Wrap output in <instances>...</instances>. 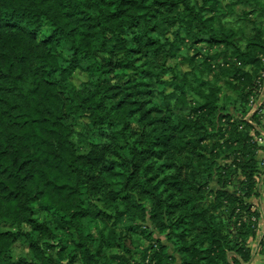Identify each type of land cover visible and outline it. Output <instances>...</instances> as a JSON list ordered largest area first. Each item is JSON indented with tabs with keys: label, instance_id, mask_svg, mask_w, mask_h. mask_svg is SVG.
<instances>
[{
	"label": "trees",
	"instance_id": "1",
	"mask_svg": "<svg viewBox=\"0 0 264 264\" xmlns=\"http://www.w3.org/2000/svg\"><path fill=\"white\" fill-rule=\"evenodd\" d=\"M249 14L264 20V0H0V222L27 226L32 252L14 259L0 231V264H264ZM199 44L217 53L184 54ZM178 56L215 79L160 61Z\"/></svg>",
	"mask_w": 264,
	"mask_h": 264
},
{
	"label": "rangeland",
	"instance_id": "2",
	"mask_svg": "<svg viewBox=\"0 0 264 264\" xmlns=\"http://www.w3.org/2000/svg\"><path fill=\"white\" fill-rule=\"evenodd\" d=\"M246 8H242V7H240L239 5L238 6H236L235 7V9H236V11L238 12V13H240L241 15H242V11L243 10H248L250 7L249 6H245ZM244 20H242L241 21V23H240V25H241V28L243 27V32H244V34L246 35V36H252V35H254L255 33H254V27L256 26V25H259V26H261V29H264V20H263V18L262 17H258L256 14H249L248 16H244V18H243ZM255 21V22H254ZM45 28L46 27H44L43 28V30H45ZM176 31H177V28H172V32H173V34H176ZM44 32V31H43ZM198 49H196V48H194V49H188L187 50V52H185L184 54L186 55V56H191L192 54H193V52H196V56H195V62H200V57H202V59H204L205 58V55H215L216 53H217V48H208L207 49V47L206 46H204V45H198ZM257 51H258V49L256 48L255 49V51H253V54L255 55L256 53H257ZM186 56L185 57H182V56H178V57H176V58H170V57H166V58H164V59H160V61H161V63H163V65L164 66H166V67H169V68H173V69H176V70H181V71H186V70H188V68H190V69H193V70H196V71H198V72H201L202 73V71H203V74L205 75V77H207L208 79H210V78H212V79H215V75H213V73H211V74H209V73H205V71L202 69L203 68V66H199V67H197V66H195V65H188L187 64V61L185 60L186 59ZM119 73V71L117 70L116 72H114V74L115 75H117ZM122 77V76H121ZM166 79H168L169 77H171V75H170V72H168L167 74H166ZM71 81L74 83V84H76V85H80L83 81H85L86 79H87V77H86V74H84V73H80L79 71H77V72H75L72 76H71ZM232 79V78H231ZM223 81L224 80H219L218 82H219V85H223ZM217 82V83H218ZM167 89H169V88H167ZM231 92V90H226V93H230ZM219 95H221V93L219 94ZM256 101H260V99H262V96H261V98L257 95L256 96ZM196 101V100H195ZM195 101H193V104L195 105ZM187 102H190V101H187ZM255 101H254V98H253V96L252 95H250L249 96V98H248V103H247V107L248 108H250V107H254V105L253 104H255L254 103ZM220 104H222V103H220ZM253 105V106H252ZM255 108V107H254ZM260 113H262V114H264V108H263V110H261L260 111ZM262 120H261V122L262 121H264V119L263 118H261ZM75 123H76V128L78 129V130H80L81 129V127H82V122H81V120L80 119H78V120H75L74 121ZM214 127H216V125L215 126H210V130L211 131H213V132H215L214 130H215V128ZM231 130V129H230ZM90 131L91 130H87V133H90ZM233 133H237V131L236 132H233ZM201 136V137H200ZM200 137V138H199ZM229 137V133L228 132H226L225 134H224V136L223 137H221V136H219V135H215L214 136V138H211V137H209L208 135H206L205 133H197V136H196V138H194V139H196V140H194L193 141V143H195L196 145H197V148L199 147V146H201V144H200V142H198V140L199 139H203L202 141H204L205 143H207V144H211L212 142H218V141H221V140H224L225 138L227 139ZM228 140H231V138L230 139H228ZM262 142H259V143H263L264 142V140H261ZM82 149L83 150H87V146L84 144L83 146H82ZM82 150V151H83ZM257 158L258 159H262L261 160V164H264V149H262V150H259V152H258V155H257ZM223 160L221 159V158H218V162L221 164V162H222ZM229 163H230V161H229ZM258 173L256 174V176L255 177H257L258 178ZM216 178L214 177V180H215ZM214 180H212V182H211V187L213 188L214 186H215V181ZM211 188V190H208L207 191V197H206V199L207 200H205V201H211V199H212V197H213V189ZM232 189V188H231ZM213 190V191H212ZM205 191H206V189H205ZM209 202L207 203V204H209ZM224 209H226V207L225 206H223V207H219V208H217L216 209V211H215V213L216 214H219V213H221ZM227 210V209H226ZM111 211V210H110ZM253 211V210H252ZM112 212V211H111ZM254 219V217H252V220ZM121 223L122 224H124L125 223V220H123L122 219V221H121ZM13 230L15 233H16V236H15V239H14V241H13V243H12V245H11V248H10V252H11V255H12V257L14 258V259H17V258H19V257H27V258H32V252H31V249L29 248V246H28V243H27V240H26V238H25V236H24V233L28 230V227L27 226H25V225H22L21 227H15V226H13V225H8V226H5L4 224H2L1 222H0V231H5V230ZM129 241H126V243L125 244H123V245H121V246H119L118 248L117 247H114V249L112 250L113 252H117V251H120L121 252V250L120 249H122V250H127V249H131L132 247H133V242H131L130 241V239H128ZM170 250H172V249H170ZM111 251V252H112ZM50 252H54V250L53 249H51L50 250ZM135 257H137V254H135ZM256 260H258V257H256V259L254 260V262L253 263H255V261ZM68 264H78V262H76L75 260L74 261H71V262H69Z\"/></svg>",
	"mask_w": 264,
	"mask_h": 264
},
{
	"label": "built area",
	"instance_id": "3",
	"mask_svg": "<svg viewBox=\"0 0 264 264\" xmlns=\"http://www.w3.org/2000/svg\"><path fill=\"white\" fill-rule=\"evenodd\" d=\"M257 82H258V88H257V90H256V94L261 98V96H262V98H264V73L260 76V77H258V80H257ZM254 98V97H253ZM256 140L258 141V142H261V140H263L260 136H257L256 137Z\"/></svg>",
	"mask_w": 264,
	"mask_h": 264
}]
</instances>
